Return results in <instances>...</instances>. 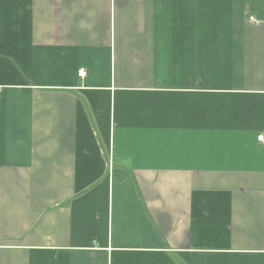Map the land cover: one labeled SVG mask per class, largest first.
I'll list each match as a JSON object with an SVG mask.
<instances>
[{
	"label": "crops",
	"instance_id": "crops-1",
	"mask_svg": "<svg viewBox=\"0 0 264 264\" xmlns=\"http://www.w3.org/2000/svg\"><path fill=\"white\" fill-rule=\"evenodd\" d=\"M262 134L264 0H0V264H264Z\"/></svg>",
	"mask_w": 264,
	"mask_h": 264
},
{
	"label": "built area",
	"instance_id": "built-area-1",
	"mask_svg": "<svg viewBox=\"0 0 264 264\" xmlns=\"http://www.w3.org/2000/svg\"><path fill=\"white\" fill-rule=\"evenodd\" d=\"M86 76V72H85V69H79L78 71H77V77L78 78H84ZM257 140L258 141H260V142H263L264 143V134H262V135H259L258 137H257Z\"/></svg>",
	"mask_w": 264,
	"mask_h": 264
}]
</instances>
